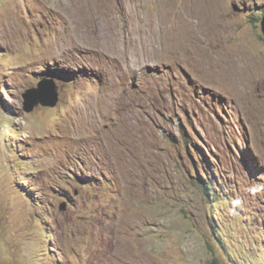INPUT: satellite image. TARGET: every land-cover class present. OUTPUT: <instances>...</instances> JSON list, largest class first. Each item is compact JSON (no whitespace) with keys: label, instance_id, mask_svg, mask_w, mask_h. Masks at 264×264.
<instances>
[{"label":"rangeland","instance_id":"rangeland-1","mask_svg":"<svg viewBox=\"0 0 264 264\" xmlns=\"http://www.w3.org/2000/svg\"><path fill=\"white\" fill-rule=\"evenodd\" d=\"M182 2L0 0V264H264V0Z\"/></svg>","mask_w":264,"mask_h":264},{"label":"bare ground","instance_id":"bare-ground-1","mask_svg":"<svg viewBox=\"0 0 264 264\" xmlns=\"http://www.w3.org/2000/svg\"><path fill=\"white\" fill-rule=\"evenodd\" d=\"M119 1V0H118ZM141 2H144V1H148V0H140ZM165 1H167V3L171 0H158V2L160 4H164ZM124 3H126V0H123ZM75 4V3H74ZM224 4H225V0H183L182 2V8L183 9H186L189 5H193V11L195 13V15L200 19L199 21V26L202 30H204V32L206 33L205 35L209 38H211V40H213L216 43H219L217 41H219V35L220 34V30L219 29V26H221L220 24L225 21L227 22V18L224 17L225 15V8H224ZM181 8V7H180ZM130 9V8H129ZM167 9V6L164 4L163 8L161 7L159 9V11L155 14L157 16V20H156V30H153V29H150L151 30V35H152V40L150 42V45L152 47H156V44L161 36V33H162V27L164 28V34L168 35L169 36V31H168V28L166 27V23H167V16H165V10ZM189 10H190V7H189ZM192 11V12H193ZM172 12V11H171ZM187 12V11H186ZM191 12V13H192ZM192 13V15L194 14ZM193 18V17H192ZM191 20V19H190ZM155 21V20H154ZM169 21V20H168ZM186 21V20H185ZM193 22V20H191ZM195 22V20H194ZM197 22V21H196ZM154 23V22H153ZM151 23V24H153ZM188 23V22H187ZM155 24V23H154ZM147 25H149V22L147 23ZM172 25V24H171ZM183 25H184V22H183ZM224 25V23H223ZM154 26V27H155ZM186 26V25H185ZM189 26V25H187ZM225 26V25H224ZM223 26V27H224ZM191 27H193L191 25ZM175 28V27H174ZM221 28V27H220ZM107 29V28H106ZM195 29L196 30H199V27L197 26V24L195 25ZM104 30V29H103ZM192 30V29H190ZM174 31V30H173ZM186 29L185 28H182L180 30H178L177 28V32L175 34V37L176 40L177 38L181 39L182 40V43L185 42V40L188 39L187 35L185 37V34H186ZM202 32V31H201ZM106 33V32H105ZM125 33V32H124ZM203 33V32H202ZM127 34V33H126ZM190 35V34H189ZM192 35V34H191ZM203 35V34H202ZM172 36V35H171ZM137 37V36H136ZM205 37V36H204ZM207 38V40H208ZM168 39L167 38L163 44H162V48L164 46H166L168 44ZM173 39V38H172ZM199 39V38H198ZM189 40H190V37H189ZM195 40V39H194ZM210 40V39H209ZM193 41V40H191ZM212 42V44L214 43ZM181 43V44H182ZM209 43V41H208ZM166 44V45H165ZM179 44V43H178ZM149 46V45H148ZM130 47V46H129ZM134 47V46H133ZM147 47V45H144V44H141L140 46H137V47H134L132 52L130 54L131 57L129 58L133 64H131V66L127 69H125L127 71V74L128 76L130 77V75H134V73L136 72V66L137 64H142L144 62H146L148 60L147 56L145 55V48ZM183 47V45H182ZM132 48V47H131ZM170 47L168 46V49ZM186 48V47H185ZM195 48V47H194ZM148 49V48H147ZM154 49V48H153ZM167 49V47L165 48ZM181 49V48H180ZM130 50V48H129ZM185 50V49H184ZM147 52V51H146ZM177 54V53H176ZM196 54V53H195ZM184 55V54H183ZM201 55V54H200ZM179 57V56H178ZM197 57V56H196ZM174 58V57H173ZM201 60V59H200ZM198 62V61H197ZM201 63V62H200ZM168 64V63H167ZM132 65H134L132 67ZM109 68V67H108ZM116 68V67H115ZM125 70L122 68L119 73L121 75H125ZM118 73V72H117ZM137 75V74H136ZM118 76V75H117ZM127 76V75H126ZM121 79V78H120ZM153 80V79H152ZM131 98V97H130ZM142 107V106H141ZM77 112V111H76ZM90 114V113H89ZM144 116V115H143ZM216 204V203H215ZM121 229V228H118V230ZM117 233V232H116ZM115 233V234H116ZM120 233V232H119ZM118 237V236H117ZM119 239V238H117ZM120 240V239H119ZM121 241V240H120ZM126 241V240H124ZM116 242V241H115ZM132 243V242H131ZM129 244V243H128ZM118 245V244H116ZM127 245V243H126ZM130 245V244H129ZM132 246V245H131ZM117 248V247H116ZM129 249V248H128ZM125 250V249H124ZM118 252V255H124V254H127V255H132L133 254V251L130 250L129 252H123L121 251V249L117 250ZM130 257V256H129ZM128 257V258H129ZM121 258V257H120ZM125 258V257H124Z\"/></svg>","mask_w":264,"mask_h":264},{"label":"water","instance_id":"water-1","mask_svg":"<svg viewBox=\"0 0 264 264\" xmlns=\"http://www.w3.org/2000/svg\"><path fill=\"white\" fill-rule=\"evenodd\" d=\"M261 29L262 32L264 34V17L261 21ZM50 82L48 81H42V83L39 85V88H42L44 86H46L47 84H49ZM39 88H31L30 90H28L24 96H26L28 98V108L27 110L33 109L35 106H37L39 103L43 102L41 98H39L37 96V93L39 91ZM54 98L49 101L46 102L45 105H51V106H55L58 103V95H57V91L56 88H51Z\"/></svg>","mask_w":264,"mask_h":264},{"label":"clouds","instance_id":"clouds-1","mask_svg":"<svg viewBox=\"0 0 264 264\" xmlns=\"http://www.w3.org/2000/svg\"><path fill=\"white\" fill-rule=\"evenodd\" d=\"M246 190L252 196H256L258 194H264V184H253L249 186ZM242 206H243V201L239 198H234L231 201L230 207L228 208L229 214L237 215L238 214L237 209L241 208Z\"/></svg>","mask_w":264,"mask_h":264},{"label":"trees","instance_id":"trees-1","mask_svg":"<svg viewBox=\"0 0 264 264\" xmlns=\"http://www.w3.org/2000/svg\"><path fill=\"white\" fill-rule=\"evenodd\" d=\"M196 153L199 155L198 151H196ZM208 164L210 165L209 162H208ZM202 167L204 168V170L207 168V167L205 168V165H202ZM210 167H211V165H210ZM213 178L214 177H211L209 175V173H208V175H206V178L203 176H199L197 184L201 187V189L203 191L207 192V190L213 185V183H212ZM210 202H212V201H210ZM216 264H219V263L216 262Z\"/></svg>","mask_w":264,"mask_h":264}]
</instances>
